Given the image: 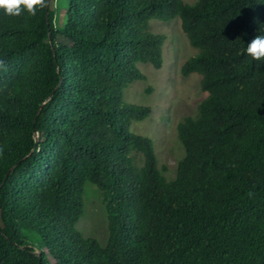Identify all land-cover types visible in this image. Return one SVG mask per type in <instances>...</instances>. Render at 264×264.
<instances>
[{
	"label": "trees",
	"instance_id": "1",
	"mask_svg": "<svg viewBox=\"0 0 264 264\" xmlns=\"http://www.w3.org/2000/svg\"><path fill=\"white\" fill-rule=\"evenodd\" d=\"M54 2L0 8V264H264V61L246 52L264 0ZM174 18L196 50L180 74L207 95L176 124L184 154L166 179L130 128L150 107L124 93L137 63L162 66L150 20ZM87 181L104 245L76 226Z\"/></svg>",
	"mask_w": 264,
	"mask_h": 264
},
{
	"label": "rangeland",
	"instance_id": "2",
	"mask_svg": "<svg viewBox=\"0 0 264 264\" xmlns=\"http://www.w3.org/2000/svg\"><path fill=\"white\" fill-rule=\"evenodd\" d=\"M183 1L193 3L196 0ZM54 3L60 5L64 0H55ZM149 30L165 36L162 66L155 68L149 63H137L145 77L126 88L124 99L150 107L149 115L143 120L134 121L130 128L152 139L158 167L166 179H171L178 160L184 154L177 138L176 124L184 116L194 115L199 101L207 94L200 88L199 74L192 73L188 77L180 74L181 65L196 50L181 30L179 18L170 21L151 19ZM131 156L137 165H142L143 156L139 152H131ZM76 226L84 236H92L102 245L106 243L105 203L97 186L88 181L84 186L83 214Z\"/></svg>",
	"mask_w": 264,
	"mask_h": 264
},
{
	"label": "clouds",
	"instance_id": "3",
	"mask_svg": "<svg viewBox=\"0 0 264 264\" xmlns=\"http://www.w3.org/2000/svg\"><path fill=\"white\" fill-rule=\"evenodd\" d=\"M47 6V0H0V8L11 16H20L25 11L31 16ZM247 54L257 61H264V34H259L247 44Z\"/></svg>",
	"mask_w": 264,
	"mask_h": 264
},
{
	"label": "water",
	"instance_id": "4",
	"mask_svg": "<svg viewBox=\"0 0 264 264\" xmlns=\"http://www.w3.org/2000/svg\"><path fill=\"white\" fill-rule=\"evenodd\" d=\"M48 2H49V0H47V5H48ZM36 137H37V135H36Z\"/></svg>",
	"mask_w": 264,
	"mask_h": 264
}]
</instances>
